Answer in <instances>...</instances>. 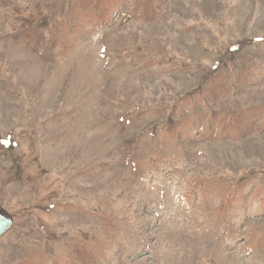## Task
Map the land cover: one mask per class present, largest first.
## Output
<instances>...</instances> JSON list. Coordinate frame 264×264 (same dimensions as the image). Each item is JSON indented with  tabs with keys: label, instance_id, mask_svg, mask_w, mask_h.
I'll return each instance as SVG.
<instances>
[{
	"label": "rangeland",
	"instance_id": "obj_1",
	"mask_svg": "<svg viewBox=\"0 0 264 264\" xmlns=\"http://www.w3.org/2000/svg\"><path fill=\"white\" fill-rule=\"evenodd\" d=\"M0 264H264V0H0Z\"/></svg>",
	"mask_w": 264,
	"mask_h": 264
},
{
	"label": "water",
	"instance_id": "obj_2",
	"mask_svg": "<svg viewBox=\"0 0 264 264\" xmlns=\"http://www.w3.org/2000/svg\"><path fill=\"white\" fill-rule=\"evenodd\" d=\"M13 224V218L0 207V240L12 229Z\"/></svg>",
	"mask_w": 264,
	"mask_h": 264
}]
</instances>
